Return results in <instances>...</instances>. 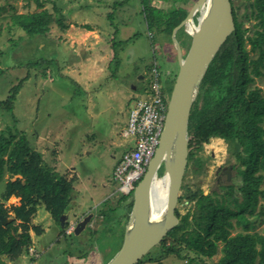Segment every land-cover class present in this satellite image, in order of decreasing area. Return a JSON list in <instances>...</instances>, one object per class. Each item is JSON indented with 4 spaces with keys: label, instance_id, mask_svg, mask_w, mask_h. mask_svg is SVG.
Wrapping results in <instances>:
<instances>
[{
    "label": "rangeland",
    "instance_id": "rangeland-1",
    "mask_svg": "<svg viewBox=\"0 0 264 264\" xmlns=\"http://www.w3.org/2000/svg\"><path fill=\"white\" fill-rule=\"evenodd\" d=\"M195 1L188 4V11ZM52 2L58 11L48 2L37 7L35 0H0V68L4 70L0 76V101L5 100L9 88L27 76L13 103L16 121L12 122L0 106V133L7 134L8 129L24 133L30 147L41 152L50 167L75 180L62 224H57L42 205L37 206L31 224L38 226L41 233L30 230L28 252L15 261L5 259L7 264H105L121 245L128 217L125 214L119 225L112 227L102 214L109 207H118L117 213L105 214L115 218L123 210L122 203L117 204L121 192L112 172L120 154L132 144L124 136L128 111L137 99L147 95L140 89L148 87L152 79L160 76L166 85V79L177 73L176 51L169 35L161 31L160 17L148 28L140 0ZM181 4L171 5L169 0L151 2L160 14ZM246 4L245 0H234L245 34L250 35L255 20L244 18L249 14ZM200 13L193 16L194 24ZM17 15L26 19L22 25L19 21L13 23L12 17ZM58 18L66 28L60 27ZM180 29L182 32L176 33L185 54L189 35L183 27ZM113 42L121 43L116 49ZM250 57L256 54L250 52ZM262 71L252 86L261 88L264 94ZM194 158L198 161L190 162L182 181L188 190L221 192V185L232 182L237 161L223 139L211 138ZM13 179L4 165L0 191ZM8 199L0 202L10 213L8 205L12 203ZM190 205L193 202L184 201L177 208L183 214ZM260 205L264 207L262 198L256 211ZM86 217L84 227L74 234L76 223ZM252 220L254 230L262 232L264 217ZM72 224L74 228L69 232ZM238 231L241 227L235 226L232 234ZM81 253L85 257H79ZM219 256L218 252L207 261H216ZM184 262L173 254L162 255L154 250L139 264Z\"/></svg>",
    "mask_w": 264,
    "mask_h": 264
},
{
    "label": "trees",
    "instance_id": "trees-1",
    "mask_svg": "<svg viewBox=\"0 0 264 264\" xmlns=\"http://www.w3.org/2000/svg\"><path fill=\"white\" fill-rule=\"evenodd\" d=\"M52 1L35 0L37 7ZM152 1L140 0L145 22L151 28L155 18L160 17L161 31L166 32L171 39L172 29L184 19L192 0H169L171 5L176 2L182 4L162 14L154 9ZM245 1L249 14H244V18L255 20L252 34H245L246 29L242 27L243 21L239 19L234 0H230L234 30L206 69L190 110L187 130L186 170L191 161H198L194 156L203 144L211 138H220L226 142L237 161L235 175L231 183L220 186L221 192L213 190L203 194L200 189L190 191L182 184L178 203L187 201L193 202V205L183 214L176 207L177 225L146 255L154 250L162 255L173 254L185 259L182 264H264V228L262 232L255 231L252 220L264 217L263 205L256 211L259 199H264V94L261 88L252 86L254 79L263 75L264 69V0ZM53 5L54 10L58 11ZM23 17L13 16L12 21H19L22 25L26 20ZM57 22L62 29L66 28L59 18ZM178 32H182V29ZM188 40L189 45V36ZM120 43L113 42V48L120 46ZM250 52L256 57H250ZM3 72L0 68V76ZM175 75L166 79L169 80L166 85L160 81V76L157 78L166 102ZM26 78L24 76L19 83L9 88L5 100L0 101V106L9 113L12 122L16 121L13 103ZM151 84L140 91L149 94ZM4 165L14 179L0 191V199L14 196L19 202L10 206L11 214L2 208L0 202V214L10 218L7 223L0 222V264H7L6 259L15 261L28 252L31 245L30 230L41 233L38 226L31 224L39 204H43L51 218L60 224V218L69 207L75 180V177L68 179L50 167L41 152L31 148L24 133L19 130L8 129L7 134L0 133V176ZM121 203L123 210L115 218L106 217L105 214L117 213L118 207L102 211L104 218L112 222V227L119 225L121 217L129 213L132 191L120 194L117 204ZM235 226H240L241 231L232 234ZM218 252L220 256L216 261H207ZM79 257H85V253Z\"/></svg>",
    "mask_w": 264,
    "mask_h": 264
},
{
    "label": "water",
    "instance_id": "water-1",
    "mask_svg": "<svg viewBox=\"0 0 264 264\" xmlns=\"http://www.w3.org/2000/svg\"><path fill=\"white\" fill-rule=\"evenodd\" d=\"M198 11H201L200 17L194 24L193 16ZM189 21L194 25L192 31L186 28ZM181 27L190 36L185 54L176 39ZM233 30L230 0H196L184 19L172 29L171 42L176 51L178 71L169 93L162 131L155 152L132 191V205L121 245L105 264H136L177 225L175 209L187 166L190 110L209 63ZM160 168L161 178L167 180L165 204L160 217L154 218L153 189ZM226 172L229 176V169ZM63 218H60L61 224ZM87 219L76 223L74 234L84 227ZM9 221L7 216L0 214L1 223Z\"/></svg>",
    "mask_w": 264,
    "mask_h": 264
},
{
    "label": "built area",
    "instance_id": "built-area-1",
    "mask_svg": "<svg viewBox=\"0 0 264 264\" xmlns=\"http://www.w3.org/2000/svg\"><path fill=\"white\" fill-rule=\"evenodd\" d=\"M166 105L165 94L155 77L149 94L137 99L128 111L124 136L131 139L132 144L121 154L112 172L119 192L127 194L133 191L136 183L142 178L158 145ZM73 228L72 224L69 232Z\"/></svg>",
    "mask_w": 264,
    "mask_h": 264
},
{
    "label": "bare ground",
    "instance_id": "bare-ground-1",
    "mask_svg": "<svg viewBox=\"0 0 264 264\" xmlns=\"http://www.w3.org/2000/svg\"><path fill=\"white\" fill-rule=\"evenodd\" d=\"M205 10V7L202 9V12ZM186 28L189 31L194 30V25L189 21L187 22ZM166 177H158L155 178L154 181V192H153V211L152 215L154 218H159L160 214L164 208L165 204V194H166Z\"/></svg>",
    "mask_w": 264,
    "mask_h": 264
},
{
    "label": "crops",
    "instance_id": "crops-1",
    "mask_svg": "<svg viewBox=\"0 0 264 264\" xmlns=\"http://www.w3.org/2000/svg\"><path fill=\"white\" fill-rule=\"evenodd\" d=\"M143 92H145V91H142V93H143ZM121 154H122V153H121ZM121 154H120V156H121ZM120 156H119V157H120ZM11 199H14V201H15L16 197L11 196V197L8 199L10 202L7 200L8 203H12L11 205H13V204H17V203H18V202H11ZM17 201H19V199H18ZM11 205H8V208H10ZM39 205H42V207H43V204H39ZM39 205H38V206H39ZM69 205H70V204H69ZM43 208H44V207H43ZM4 210H5V209H4ZM44 210H45V209H44ZM45 211H46V210H45ZM99 211H100V210H99ZM46 212H47V211H46ZM10 213H11V211H10ZM10 213H9V214H10ZM47 213H48V212H47ZM48 214H49V213H48ZM80 214H81V213H80ZM73 215H76V214L73 213ZM89 215H90V214H89ZM49 216H50V214H49ZM50 217H51V216H50Z\"/></svg>",
    "mask_w": 264,
    "mask_h": 264
}]
</instances>
